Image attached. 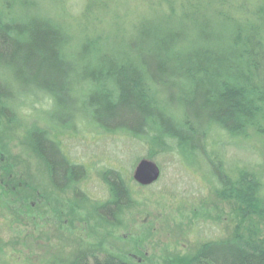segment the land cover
Masks as SVG:
<instances>
[{
  "label": "trees",
  "instance_id": "trees-1",
  "mask_svg": "<svg viewBox=\"0 0 264 264\" xmlns=\"http://www.w3.org/2000/svg\"><path fill=\"white\" fill-rule=\"evenodd\" d=\"M80 2L88 8L89 0ZM48 7L46 0H0V110L11 125L12 109L51 102L69 110L67 99L84 113L83 124L139 143L148 159L171 156L190 169L204 161L218 198L264 218V171L231 164L224 151L252 149V132L264 137V0H151L129 12L117 0L77 29ZM54 129L43 135L60 143L65 132ZM24 130L56 189L75 191L87 179L85 166L64 153L58 159L53 144L47 149ZM102 178L113 200L104 208L129 202L119 169ZM245 232L208 243L197 264H264V240ZM73 264L130 263L89 253Z\"/></svg>",
  "mask_w": 264,
  "mask_h": 264
},
{
  "label": "rangeland",
  "instance_id": "rangeland-1",
  "mask_svg": "<svg viewBox=\"0 0 264 264\" xmlns=\"http://www.w3.org/2000/svg\"><path fill=\"white\" fill-rule=\"evenodd\" d=\"M46 1L53 14L77 29L96 14L106 16L117 0H89L87 9L83 1ZM123 1L129 12L151 0ZM4 93L7 102L10 91L5 86ZM66 101L69 110L55 109L51 102L31 105L24 112L12 109V125L0 110V264H73L89 253L116 256L130 264H195L206 243L245 236V230L257 235V241L264 240V218L245 216L234 202L218 198L210 170H203L204 161L203 169H190L171 156H161L155 160L162 167L160 182L140 187L132 174L147 149L125 136L86 126L84 113ZM55 127L65 132L57 138L63 152L59 142L43 135ZM24 129L41 137L47 149L53 144L49 152L58 159L66 154L72 163L85 166L87 179L75 191L57 190ZM251 134L252 149L226 146L225 157L231 164L247 161L248 168L264 171V137ZM244 140L239 141L243 146ZM114 168L130 181V200L111 212V206L104 208L113 200L102 176Z\"/></svg>",
  "mask_w": 264,
  "mask_h": 264
},
{
  "label": "water",
  "instance_id": "water-1",
  "mask_svg": "<svg viewBox=\"0 0 264 264\" xmlns=\"http://www.w3.org/2000/svg\"><path fill=\"white\" fill-rule=\"evenodd\" d=\"M161 169L152 159L144 158L136 165L132 178L141 187H151L161 178Z\"/></svg>",
  "mask_w": 264,
  "mask_h": 264
},
{
  "label": "flooded vegetation",
  "instance_id": "flooded-vegetation-1",
  "mask_svg": "<svg viewBox=\"0 0 264 264\" xmlns=\"http://www.w3.org/2000/svg\"><path fill=\"white\" fill-rule=\"evenodd\" d=\"M132 180H133V178H132ZM133 182H134V180H133ZM52 183V182H51ZM136 184V183H135ZM138 185V184H137ZM140 186V185H139ZM141 187V186H140ZM143 188H148V187H143ZM58 190V189H57ZM59 191H65V190H59ZM110 210H112L111 212H113V210H114V208H111ZM207 245H209L208 243H206L204 246H207ZM204 246H202V248L204 247ZM202 248L200 249V252H198V254H197V256L195 257V259L193 260V263H195V264H197L198 263V259H199V254H201V250H202ZM99 256V255H98ZM106 256V255H105ZM109 256H111V255H109ZM101 257V256H100ZM112 257H116V256H112Z\"/></svg>",
  "mask_w": 264,
  "mask_h": 264
}]
</instances>
